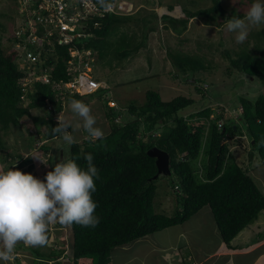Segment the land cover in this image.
I'll return each mask as SVG.
<instances>
[{
	"label": "trees",
	"instance_id": "16d2710c",
	"mask_svg": "<svg viewBox=\"0 0 264 264\" xmlns=\"http://www.w3.org/2000/svg\"><path fill=\"white\" fill-rule=\"evenodd\" d=\"M210 1L211 6L206 9L185 11L186 18L183 19L163 14L160 17L162 28H171L181 34L187 30L188 19L199 18L205 25L220 26L232 17H244L234 10L227 15L220 0ZM148 20L147 17L137 19L125 13L95 18L98 27L89 22L85 36L64 47L56 45V56L47 62L52 67L50 82L35 81L25 92L21 84L25 74L19 68L18 51L0 45V163L6 167L12 163V170L25 168L29 172L34 168L30 155L23 157L8 153V135L12 129L21 131L24 123H29L36 134L34 141L39 136L48 141L62 137L52 132L59 122L54 114L63 108L52 80H69L67 63L71 57L68 48L92 50L96 60L93 64L109 58L111 65L114 62L118 65L147 49L148 33L155 32L151 29L152 21L148 23ZM129 23L144 26L140 39L120 32ZM27 34L19 38L12 36L10 41L34 49L32 44L25 43ZM256 34L257 39H264V28ZM255 45L253 51L241 48L233 57H230V51H226L223 56L229 59L228 65L214 66L203 59V55L168 51L167 60L174 69L171 79L190 87L188 96L179 95L163 101L162 88L158 85L156 91H146L142 104L131 101L121 104L115 98L114 105L108 102L103 105L110 131L102 139L87 137L81 143L61 149L56 156L53 151L49 153L50 147L43 145L50 171L57 163L69 159L86 170L85 155L94 156L93 163L99 171V179L95 180L96 192L93 193V200L98 205L94 215L99 218V224L94 228L79 224L67 226L71 234L70 260L65 248L43 254L30 249L36 257L34 264H57L61 257H66L71 264H110V254L115 248L183 225L204 207H208L221 240L227 246L256 221L264 211V195L248 171L234 162L229 151L230 143L239 145L238 138L246 137V144L253 152L251 161L256 155L264 165V145H261L264 141V47ZM37 67L36 63L34 68ZM206 75L213 79L208 82ZM245 81L260 85V93L255 99L248 93L233 92L242 88ZM225 85L229 88L221 98L209 95L210 88L220 90ZM49 104L54 108L52 112L46 111ZM239 108L242 112L233 117ZM33 110L42 112L34 115ZM118 117L120 123L116 122ZM153 147L169 155L171 175L164 176V179L174 198L172 215L157 213L153 208L159 186L157 180L161 177L152 179L157 168L147 151Z\"/></svg>",
	"mask_w": 264,
	"mask_h": 264
},
{
	"label": "rangeland",
	"instance_id": "374dc122",
	"mask_svg": "<svg viewBox=\"0 0 264 264\" xmlns=\"http://www.w3.org/2000/svg\"><path fill=\"white\" fill-rule=\"evenodd\" d=\"M124 2L126 15L134 16L137 19L141 17H147L148 23H153L151 29L155 32L148 33L147 49L140 50L136 55L130 56L127 59L120 62L118 65L114 62L109 63V58L105 60H98L93 64V69L90 72L92 78L102 82L107 87H102L97 92L83 97L82 99H76L83 101L91 107L92 114L97 118L96 127H99L104 135L110 131L107 120L104 114V103L108 102L109 105H114L113 99L120 101L121 104L135 103L142 104L144 102L146 91H156L158 85L161 87V99L163 101H169L175 96H188L189 88L183 82L174 81L172 78L174 69L167 60V52L173 51L177 53H185L190 55H203V59L209 61L212 66L215 64L228 65L229 59L224 58L226 51H230V57L234 56L235 52H238L241 48H247V50L253 51L255 47L260 45L264 47V39L258 38L257 34L264 28V25L249 26V35L245 42L237 43L235 32H229L226 28L227 22L220 26L205 25L199 18L188 19L187 30L181 34H176L169 28L165 30L162 28L163 21L160 17L164 15L171 16L176 19H183L185 13L194 11L197 9H206L211 6L210 0H119ZM222 7L226 10L227 15L232 10L239 14L246 15L250 6L256 2V0H220ZM264 2V0H261ZM170 7V8H169ZM169 9V10H168ZM186 11V12H185ZM243 17V18H244ZM242 18V19H243ZM220 22V20H218ZM0 45L6 49L13 50L15 48L12 36L17 35V32L21 30V13L17 0H0ZM143 25L137 23H129L120 32H126L128 35H133L135 39H140L143 34ZM252 35V37H250ZM16 49V48H15ZM6 51V50H5ZM257 54V52H255ZM222 55V56H221ZM221 58V60L219 59ZM96 61V60H95ZM116 65V66H115ZM212 77L206 75V80L210 82ZM215 80V79H214ZM191 81H193L191 79ZM217 81V80H216ZM226 82H228L226 80ZM253 83V82H251ZM245 81V85L242 88L234 89L233 92L248 93L252 99H255L260 93L261 87L259 84H251ZM188 88V90L186 89ZM229 86H222V89L215 90L209 89V95L221 98L225 94L226 89ZM227 93V92H226ZM75 99V98H74ZM73 99H68L66 105L61 113H58V118L62 116L63 121L71 125V132L78 143H81L84 139L91 138L88 133L82 127V121L79 117L75 116L70 109V103ZM112 101V102H109ZM215 108V107H213ZM232 116L236 117L241 113L242 109L239 108ZM32 114H41L42 111H31ZM57 118V119H58ZM213 119V116L211 117ZM118 123L121 122L120 117L116 119ZM30 129V131H29ZM33 130L30 128L29 123L22 124L21 131L19 129H12L11 134L8 135L7 145L9 147L8 153L21 154L23 157L27 155L31 156L32 164L34 168L27 172L25 168L20 169L26 174H32L35 178L45 176L49 172L48 164L45 161L47 155L43 152L41 144L43 143L42 137H38L34 141ZM33 137V139H32ZM246 138V137H245ZM244 137L238 138V143H230L229 151L232 153L234 162L248 171V175L252 177L256 186L260 189L264 195V165L260 164L259 159L255 155L254 160L249 154L252 152L246 139ZM92 139V138H91ZM94 140V139H92ZM252 143V142H251ZM50 147L49 153L58 155L60 150L68 146V144L61 138H57L46 144ZM206 145L203 144V148ZM58 152V153H57ZM253 153V152H252ZM249 155V156H248ZM12 163H8L7 167L0 163V166L5 170H10ZM39 173V177H37ZM167 181L164 177H160L157 180V196L155 197L153 208L157 213H163L166 215H172L175 209L174 198L172 191L166 186ZM212 217H210V211L208 207L203 208L197 215L192 216L187 222L180 226H174L158 232L155 235L148 236L146 238L137 240L132 244V247L121 248L122 252H125L124 257L118 259L119 248L115 249L110 254V262L112 264H139L136 260H130V257L143 258L144 254L148 252V247L160 245L161 243H178L181 238L180 235L184 231L185 241L189 243L188 254L192 257L195 255H202L210 252L214 247L219 246L221 241L219 233L214 225ZM61 225H51L48 230V243L43 247H32L31 249H37L41 253L54 250L58 252L59 249H66V255L70 260V230L66 226L60 228ZM250 227H256V235L259 238H264V211H262L257 220L254 221ZM57 233V234H56ZM157 235V236H156ZM250 235L253 237V232L250 231ZM56 236V237H55ZM245 237V239H243ZM164 238L166 240H164ZM249 241L248 233L244 232V236L239 238L234 243H243V241ZM216 242V245H215ZM130 247V248H129ZM135 253H133L134 249ZM264 251V250H263ZM43 254V253H42ZM32 255V254H30ZM198 255V256H199ZM145 260H154L156 255L150 256L149 254ZM30 259L33 258L30 256ZM138 260H141L137 258ZM66 257L57 259V264H71ZM238 260V259H237ZM35 261V260H33ZM223 260L220 259L216 264H222ZM239 263H252L251 258L238 260ZM53 263V262H52ZM16 264H26V260L16 262ZM148 264H155L149 262Z\"/></svg>",
	"mask_w": 264,
	"mask_h": 264
},
{
	"label": "clouds",
	"instance_id": "9594fccd",
	"mask_svg": "<svg viewBox=\"0 0 264 264\" xmlns=\"http://www.w3.org/2000/svg\"><path fill=\"white\" fill-rule=\"evenodd\" d=\"M97 3L105 11L112 7L108 0H97ZM125 11L126 8L119 15ZM260 25H264V2L256 0L243 19L232 17L227 21L226 28L229 32L237 33V43H243L249 35V26ZM82 98L68 97L66 100L73 99L70 103L71 112L83 122L82 127L89 137L102 139L104 132L96 127L97 118L92 114L91 107L76 100ZM62 105L63 111L66 101ZM62 111L54 114L55 120L59 122L52 132L62 135V139L72 145L77 141L68 131L71 125L65 123L62 116L58 118L57 114ZM53 140L42 138L41 147ZM261 145H264V141H261ZM84 159L87 162L86 170L78 166L75 160H62L53 171L48 168L46 177L41 176L45 181L19 170L0 169V261H10L19 243L31 247L46 246L51 225L67 227L79 224L94 228L99 224V218L94 215L98 205L93 200L99 171L93 163L92 154L85 155ZM132 244L115 249L119 248L120 253L121 248L132 247Z\"/></svg>",
	"mask_w": 264,
	"mask_h": 264
},
{
	"label": "built area",
	"instance_id": "2783aa9c",
	"mask_svg": "<svg viewBox=\"0 0 264 264\" xmlns=\"http://www.w3.org/2000/svg\"><path fill=\"white\" fill-rule=\"evenodd\" d=\"M112 7L105 11L100 8L97 0H17L21 13V30L13 37H21L28 33L25 43L32 44L34 49H28L26 44L15 43L18 51L19 68L25 76L21 79L23 91L32 87L33 82L49 83L52 67L47 62L55 57V47L67 46L73 40L85 36L89 22L97 27L95 18H104L106 14H119L125 10V5L119 0H109ZM71 59L67 63L70 78L65 82L52 80L57 98L64 104L68 97H85L95 93L105 84L92 78L95 56L92 50L79 51L68 48ZM38 64L37 69L34 68ZM49 104L47 112H52ZM218 127L221 123H217Z\"/></svg>",
	"mask_w": 264,
	"mask_h": 264
},
{
	"label": "crops",
	"instance_id": "0c3cea01",
	"mask_svg": "<svg viewBox=\"0 0 264 264\" xmlns=\"http://www.w3.org/2000/svg\"><path fill=\"white\" fill-rule=\"evenodd\" d=\"M0 169L3 170L1 166H0ZM21 172L23 171L21 170ZM39 175L40 174L37 173V177H39ZM37 179L41 180V177ZM250 226L246 227L243 231H241L231 241L229 246L225 245L223 241L221 240L217 248L215 246L214 249H212L210 252L206 254L199 255L200 254L199 253L198 254L199 256L195 255V257H192L191 254H188V250H190L189 249L190 245L189 243H186V241L184 240L185 237L187 238V236H185L184 231H183L182 234L180 235L181 240L178 243L177 242L168 243V244L161 243L160 245H156V246H153L154 245L153 243L151 246H145V247H148L149 249L147 250L148 252L144 254V256H147L148 254L150 256L156 255V258L154 260H145L146 257L144 256H142L143 258H140V256H138V257H130L129 259L130 260L134 259L137 262H139V264H148L149 262H154L155 264H216L220 259L223 260L222 264H248L244 262L239 263L238 260L239 258L246 259L247 257H250L251 262H252L251 264H264V251H263L264 250V238L257 237L256 235L257 228L250 227ZM245 230L248 233L249 241L242 240L243 243H240V242L234 243L236 240L244 236ZM250 231L253 232V237L250 235ZM243 239H245V237ZM164 240L166 239L164 238ZM215 245H216V242H215ZM31 248H32L31 246H27L23 243H19L16 246L13 258L7 262L0 261V264H16V262L21 261V260L22 262L23 260H26V264H34L35 261L33 260H35L36 257L33 255H30L31 253L29 250ZM134 253H135V249L132 254ZM124 254L125 252H122V251L118 253L119 255L118 259L124 257ZM30 256L33 258V260L30 259ZM137 258L141 260H138ZM132 262L133 261L129 262V264H132ZM49 264H54V262L53 263L50 262Z\"/></svg>",
	"mask_w": 264,
	"mask_h": 264
},
{
	"label": "water",
	"instance_id": "95a60500",
	"mask_svg": "<svg viewBox=\"0 0 264 264\" xmlns=\"http://www.w3.org/2000/svg\"><path fill=\"white\" fill-rule=\"evenodd\" d=\"M147 156L155 160V165L157 168V173L152 179H157L158 176L166 177L171 175L169 168L170 159L169 155L165 151H162L157 147H153L147 151ZM250 156H252V152L250 153Z\"/></svg>",
	"mask_w": 264,
	"mask_h": 264
}]
</instances>
